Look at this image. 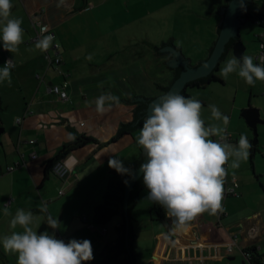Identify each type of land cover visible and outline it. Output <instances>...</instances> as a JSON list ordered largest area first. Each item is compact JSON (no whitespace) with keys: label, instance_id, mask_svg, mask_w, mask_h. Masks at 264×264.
<instances>
[{"label":"crops","instance_id":"0c3cea01","mask_svg":"<svg viewBox=\"0 0 264 264\" xmlns=\"http://www.w3.org/2000/svg\"><path fill=\"white\" fill-rule=\"evenodd\" d=\"M104 2L11 0L10 18L22 19L23 42L18 51L9 52L0 41V67L11 59L14 64L10 70L11 86L6 81L0 82V237L22 231L20 226L15 229L10 226L17 209L31 211L35 218L31 226L37 234L47 231L65 243L72 239L89 240L93 259L84 264H114L101 260L99 252L116 239L115 225L119 217L113 216L101 224L93 223L92 215L94 207L102 201L106 179L113 170L108 166L109 158L119 159L130 170L142 149L136 138L143 124L111 140L120 123L133 119L137 101L126 100L160 94L161 85H167L176 68H170L166 63L173 53L156 52L164 59L171 74L167 82L154 83L156 92L153 89L143 92L144 81L133 80L136 72L130 61L135 59V53L130 58V55L119 56L110 48L94 50L95 39L88 36L98 26L95 12ZM120 5L125 6V12H133L145 2L121 0ZM246 10L249 12L247 6ZM221 18L220 14L218 24ZM39 22L55 32L47 51L61 59L57 68L67 74V98L64 100L50 90L52 85L63 81V75L55 71L56 65L48 66L44 50L35 47L39 40L35 28ZM255 23L262 29L256 36L260 49V43H264V27ZM127 24L122 23L121 28L129 26ZM218 24H215V31ZM131 34L120 42L124 45L144 42V38L134 42L138 34ZM179 50L189 59L188 63L195 65L192 53ZM142 56L145 57L143 53ZM108 94L119 97L120 103L105 101L106 110L101 112L97 108V99ZM257 106L259 117L264 120L262 107ZM75 134H84L94 141L63 157L71 170L65 179H58L51 173L49 161L63 145L73 140ZM230 134L228 142L237 144L238 138ZM253 148L251 161L249 157L253 174L248 167L233 170L225 165L228 175L221 203L226 214L205 212L184 230L173 232L165 209L146 199L148 190L143 189L130 213L134 233L130 252L136 254L135 264H247L244 253L250 249L256 262L264 264V163L253 167L256 145ZM10 166L14 169L9 170ZM233 181L238 183V196L225 194ZM8 198L13 200L6 206ZM4 208L12 215L5 216ZM49 216L58 220V228L47 225ZM249 260L256 263L250 257ZM16 261L17 254L5 252L0 245V264H16Z\"/></svg>","mask_w":264,"mask_h":264},{"label":"clouds","instance_id":"9594fccd","mask_svg":"<svg viewBox=\"0 0 264 264\" xmlns=\"http://www.w3.org/2000/svg\"><path fill=\"white\" fill-rule=\"evenodd\" d=\"M12 6L11 0H0V41L6 51L16 52L23 42V21L10 18ZM53 39L51 35H43L35 42V47L47 50ZM259 60L260 64H254L252 56H233L225 62L220 75L227 79L230 73H236L246 84L253 86L257 80L264 81V56ZM13 67L12 59L5 61L0 67V82L6 81L11 86L10 70ZM105 101L120 103L115 95H101L96 102L101 112L106 110ZM208 107L212 117L221 123L205 126L199 100L168 92L149 105L148 115L136 138L147 157V162L140 165L143 184L148 190L146 199L165 209L173 232L186 229L205 212L217 215L224 211L221 202L228 175L225 165L238 169L247 161L253 147L243 134L237 144L228 142L229 117L215 105ZM108 166L120 174L128 172L117 158H109ZM4 215L12 214L4 208ZM34 219L31 211L17 209L10 226L13 229L20 226L22 231L0 237L4 251L17 254L16 264H84L93 259L89 240L72 239L65 243L47 231L37 234L31 226ZM47 225L56 229L59 222L49 216Z\"/></svg>","mask_w":264,"mask_h":264},{"label":"rangeland","instance_id":"374dc122","mask_svg":"<svg viewBox=\"0 0 264 264\" xmlns=\"http://www.w3.org/2000/svg\"><path fill=\"white\" fill-rule=\"evenodd\" d=\"M104 1V4L95 12L98 26L93 28L88 36L89 39H95L94 50L110 48L118 52L119 56L130 55V58L135 53V59L130 61L136 72L133 80L140 83L144 81L143 92H148L150 89L156 92L154 83L167 82L171 72L165 67L164 59L156 55L155 47H159L163 42L171 41L182 49V53H192L193 63L196 64L200 58L207 56L205 55L207 48L216 39L215 24H218L220 19V7L227 0H143L145 5H140L133 12H125V6L120 5L121 0ZM246 6L249 13L264 15V0H251ZM127 22L130 23L127 24ZM122 23L129 26L121 28ZM260 31L262 29L255 20L243 22L238 30L239 39L244 45L243 55L252 56L254 64L260 63L255 60L259 53L256 36ZM132 32L138 34L134 42L142 38L144 42L141 40L134 45L122 44L120 41L127 40ZM233 56L235 55L230 49L219 62L215 73L221 81L187 88L188 97L186 98H196L201 102V118L205 121V126L221 123L212 117L208 107L215 105L224 116L229 117L227 132L234 134L238 140L243 134L250 141L253 139V133L241 116V111L248 107L259 110L258 104L262 107L261 112L264 115V81L257 80L253 86H250L236 73H230L228 78L224 79L220 75V70ZM152 95L155 96L157 93ZM210 138L215 140L217 137ZM256 148L253 167H259L260 163H264V123L257 124ZM240 167H248L250 174L254 172L251 169L249 157L247 161L241 163Z\"/></svg>","mask_w":264,"mask_h":264},{"label":"water","instance_id":"95a60500","mask_svg":"<svg viewBox=\"0 0 264 264\" xmlns=\"http://www.w3.org/2000/svg\"><path fill=\"white\" fill-rule=\"evenodd\" d=\"M250 1L251 0H228L227 3L221 7L220 14L222 15V18L216 27L217 36L213 47L206 58L204 60H199L195 65L188 63L189 59L184 58L180 53L179 48L175 47L171 41L168 43H162L161 46L157 47L155 49L156 52L173 53L172 59L166 63L170 68H177L175 78L170 85H161L165 90L163 93L152 97L135 96L132 100H126L129 102L140 101L141 103L136 106L134 119L130 123L123 125L120 131L130 128L131 126L136 125L142 118H146L149 105L160 96L168 92H178L180 94L186 89L185 85L195 80H199L200 83H205L211 76L212 69L218 65L219 59L234 39L236 40L233 42L231 49L235 57L240 58L244 52V45L239 39L238 30L241 23L245 21L247 14L246 3ZM241 5H243V8ZM205 65H207V68L204 67ZM241 116L246 120L247 125L252 130L253 139L251 144L255 146L257 144V124L264 123V120L259 117L258 109L252 107L243 109L241 111ZM146 162L147 157L143 153L137 167L132 170L127 178L119 181L122 185L118 189L123 193V196L118 197L120 204V210H118V212L123 215L124 234L105 254L103 260L114 258L121 250H126L129 253L130 259L131 226L129 212L138 189L140 186H145L142 179L143 174L140 172V165Z\"/></svg>","mask_w":264,"mask_h":264},{"label":"trees","instance_id":"16d2710c","mask_svg":"<svg viewBox=\"0 0 264 264\" xmlns=\"http://www.w3.org/2000/svg\"><path fill=\"white\" fill-rule=\"evenodd\" d=\"M227 1H226V3H227ZM248 20H255L256 22H258L260 25H262L264 27V15H262V14H259V13H252L251 14V13L247 12L245 21H248ZM235 40L236 39H234L231 42V44L228 45L225 53L219 59V62L223 60L225 54L231 49V46H232V44H233V42ZM212 47H213V44L209 47L208 53L211 51ZM156 48H157V46L155 47V49ZM208 53H207V55H208ZM202 60H204V59H202ZM218 65H219V63H218ZM218 65H216L212 69L211 76L207 79V81L205 83H200L199 80H195V81H192L189 84L185 85L186 89L187 88H192V87L204 86V85H206V84H208V83H210L212 81H221V79L215 73L217 71ZM176 70H177V68L173 69V77L169 80V82L165 86L170 85L171 82L174 80ZM162 86H161L160 93H163L165 91ZM186 89L184 91H182L180 94L185 96V97H188V93H187ZM140 103H141L140 101L135 102L133 119L135 117L136 106H138ZM144 120H145V118H142L136 125H133L130 128L123 129L122 131H120V129L123 127V125H126V124L130 123L131 121L120 123L116 134L112 137L111 140H115L120 135H122L124 133L131 132L132 130L136 129L137 127H139L140 125L143 124ZM92 141H94V139H92L89 136H86L84 134H75V139H73L70 142H68L65 145H63L61 147L60 151L58 152V154L51 161H49V167L54 161L65 157L73 149H75L77 147H80L82 145L88 144V143H90ZM251 142H252V140H250V143ZM253 151H254V148L252 147L251 150H250V155H249L250 161L253 158ZM142 155H143V149H140V151L138 153L137 160L135 162V166L133 168H131L130 170H128L127 173L120 174V173H117V171L115 169H113L109 173V175H108V177L106 179L105 191H104V194L102 196V201H101L100 204L96 205L94 207V209H93V215H92V222L93 223H101V224H103V223L107 222L113 216H118L119 217V220H118V222L115 225V232H116V235H117L116 239L114 241L106 244L104 246V248L99 252V257L101 258V260L104 259L105 254L118 242V240L124 234L123 215L120 212H118V210H120V204H119L118 197H122L123 196V193L118 189L122 185L121 183H119V181L127 178L128 175L132 172V170L135 167H137ZM237 185H238V183H237ZM237 188H238V186H237ZM237 188H236V191H237ZM143 189H146V186H140V188L138 189L137 194H136V196H135V198L133 200V203H132V206H131V209H130V212H129L130 226H131V214H130L131 210L133 209V207L136 206L139 194H140V192ZM133 239H134V233H133V231L131 229V245H132ZM130 248H131V246H130ZM246 252H248L249 255H250V258L256 262V260L253 258V255L251 254V249L247 250ZM130 259H131V264H135L136 254L133 253L132 251L130 252ZM130 259H129V253L126 250H121L114 258L103 260V261L104 262H112L114 264H122V263L130 264Z\"/></svg>","mask_w":264,"mask_h":264},{"label":"built area","instance_id":"2783aa9c","mask_svg":"<svg viewBox=\"0 0 264 264\" xmlns=\"http://www.w3.org/2000/svg\"><path fill=\"white\" fill-rule=\"evenodd\" d=\"M43 35H51V36H55V32L48 26L46 25L45 23H41L39 22L38 24V27L35 28V36H36V39H40ZM264 43H260V49H259V53L257 54L256 56V60L260 61L259 60V57L261 56H264ZM54 47H57V44L54 45ZM44 58L48 64V66H51L53 67V65H56L55 66V71L59 74H62L64 79L63 81L60 83V84H55V85H52L50 87V90L56 94L60 99H66L67 98V86H68V80L66 79V76L67 74L62 72L61 70H59L57 68V65L61 62V59L54 55H50L49 52L47 50H44ZM80 125L83 124V122H80L79 123ZM227 137H228V140L231 139V134L227 132ZM32 142V141H30ZM236 143H238V141H236ZM31 157L32 158H35V154L34 153H31ZM70 165L69 163L67 162L66 159H58L56 161H54L51 165H50V171L51 173L57 177L58 179H65L69 172H70ZM9 170H12L14 169V166H10L8 167ZM237 183L235 181H233V184L231 186H228L226 189H225V194L226 195H233V196H238V192L236 191V188H237ZM13 198H8L5 202V205L8 206L10 205V203L12 202ZM221 213H225L226 212H221ZM103 232H105V229H102ZM247 260H248V263L247 264H257V263H253L249 260V253L248 252H245L244 253Z\"/></svg>","mask_w":264,"mask_h":264}]
</instances>
